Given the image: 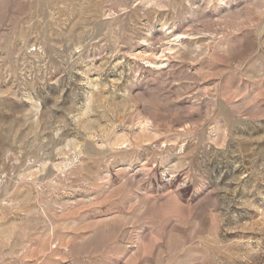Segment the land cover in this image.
<instances>
[{
  "label": "rangeland",
  "instance_id": "rangeland-1",
  "mask_svg": "<svg viewBox=\"0 0 264 264\" xmlns=\"http://www.w3.org/2000/svg\"><path fill=\"white\" fill-rule=\"evenodd\" d=\"M0 264H264V0H0Z\"/></svg>",
  "mask_w": 264,
  "mask_h": 264
}]
</instances>
